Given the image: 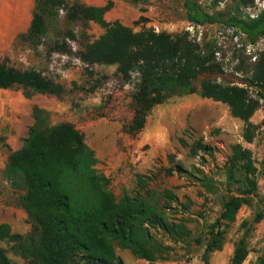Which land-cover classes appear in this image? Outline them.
Returning <instances> with one entry per match:
<instances>
[{
	"label": "trees",
	"instance_id": "16d2710c",
	"mask_svg": "<svg viewBox=\"0 0 264 264\" xmlns=\"http://www.w3.org/2000/svg\"><path fill=\"white\" fill-rule=\"evenodd\" d=\"M231 1L237 9L253 2ZM112 7V0L101 7L79 0H35L30 26L16 37L14 44L27 42L37 46L47 34L48 21L65 9L66 21H91L104 29L101 36L78 51L83 64L116 65L117 74L125 82L132 74L137 75L134 115L126 133L140 132L149 111L170 95L196 94L225 104L230 115L243 122V141L253 142L258 127L250 119L264 105V46L251 71L246 72L243 85L223 84L216 79L220 66L211 45L201 50L183 34H157L151 28L134 32L118 21L107 22L104 16ZM183 7L191 24H221L244 35L249 44L264 42V10L253 18H224L222 13H207L196 0H184ZM54 50L64 53L66 47L55 45ZM0 90H22L26 97L64 93L61 84L40 71L17 70L4 63H0ZM33 117L22 147L8 155L3 170L13 188L19 184L24 190L20 201L31 229L23 236L12 233L8 224H0V240L10 243V250L25 259L26 264H123L116 247L154 264L171 259L178 244L191 242L204 244L203 257L208 264V256L222 250L225 230L234 222L240 207L258 197L251 151L235 144L225 173L229 180L236 172L241 173L244 188L225 199L204 238H192L187 219L178 217L189 209V200L181 202L172 190L164 189L158 194L159 203L150 188L155 176L140 174L135 177V193L117 200L109 190L110 180L97 168L98 160L72 124L48 125L44 111L38 107L33 108ZM197 145L191 149L193 154L198 149L210 154L209 148ZM173 170L184 174L179 166L165 169V173L171 175ZM262 215L259 212L255 221ZM7 253L0 248V264H12ZM248 253L243 237L235 245L230 264H242ZM255 264H264V246Z\"/></svg>",
	"mask_w": 264,
	"mask_h": 264
},
{
	"label": "rangeland",
	"instance_id": "374dc122",
	"mask_svg": "<svg viewBox=\"0 0 264 264\" xmlns=\"http://www.w3.org/2000/svg\"><path fill=\"white\" fill-rule=\"evenodd\" d=\"M112 1L110 22L118 21L134 32L155 24L171 35L187 36L201 50L211 45L215 62L220 66L216 79L223 84L243 85L246 72L251 71L264 46L263 40L249 44L244 35L221 24L189 23L184 0ZM196 1L207 13H222L224 18L232 15L253 18L264 10V0H253L239 9L231 0ZM65 13L62 9L58 17L48 21L47 34L37 46L13 42L7 51L0 52V63L17 70H38L64 88L61 96L26 97L22 90H0L1 143L7 146L6 140L13 136L25 138L34 122L33 108L38 107L46 115V124L68 122L83 135L85 144L98 160L97 168L103 174L112 171L104 175L110 180L109 190L117 200L135 193L138 174L155 176L150 188L159 203L158 194L164 189L172 190L181 202L189 200V209L178 217L187 219L192 238H204L225 199L243 190L241 173L236 172L230 180L225 173L231 147L241 144L252 154L258 197L240 207L234 222L225 230L222 250L211 253L208 264H230L235 245L243 237L249 253L242 264H255L264 246V105L250 119L258 127L251 144L242 139L243 122L233 118L225 104L196 94L170 95L149 111L140 132L128 134L125 129L134 115L137 75L132 74L125 82L117 74L116 65L83 64L78 51L101 36L104 29L91 21H66ZM55 45L65 46L66 52H57ZM195 85L198 87L199 81ZM105 125L111 128L103 129ZM197 143L209 148L210 154L199 149L193 154L191 149L198 147ZM122 158L131 163L127 173ZM174 166L181 167L184 174L179 175L175 170L171 175L165 173V169ZM2 176L0 224H8L12 233L25 236L31 224L20 201L24 190L19 184L14 188L9 181L4 184ZM259 212L263 213L262 218L255 221ZM10 245L0 240V248L7 250L12 264H26L25 259L10 250ZM115 251L123 264H150L129 250L116 247ZM203 254L204 244H178L171 259L154 264H205Z\"/></svg>",
	"mask_w": 264,
	"mask_h": 264
},
{
	"label": "crops",
	"instance_id": "0c3cea01",
	"mask_svg": "<svg viewBox=\"0 0 264 264\" xmlns=\"http://www.w3.org/2000/svg\"><path fill=\"white\" fill-rule=\"evenodd\" d=\"M106 1L107 0H81V2L85 5L96 7L105 5ZM34 3L35 0H0V52L7 51L16 37L28 30L32 20ZM104 18L107 22L112 20V14L110 11L105 14ZM108 128L111 127L109 125H105L103 127V129ZM145 138L146 137L143 139L146 140ZM22 140L19 136L10 137L8 140H6L7 146H4L0 141V175H3V170L5 168L8 155L22 147ZM121 160H124V166L127 165L128 167L124 170L125 173H127L131 170V163L129 161L126 162V159L124 158ZM144 165L145 164L143 161V166ZM103 172L104 174H109L112 171L110 170L108 172ZM2 178L4 179L3 183L6 184L8 182L7 179L4 177V175Z\"/></svg>",
	"mask_w": 264,
	"mask_h": 264
},
{
	"label": "built area",
	"instance_id": "2783aa9c",
	"mask_svg": "<svg viewBox=\"0 0 264 264\" xmlns=\"http://www.w3.org/2000/svg\"><path fill=\"white\" fill-rule=\"evenodd\" d=\"M151 28H152V30H153L154 33H157L158 34V33L162 32V29L158 25H155L154 24V25H152Z\"/></svg>",
	"mask_w": 264,
	"mask_h": 264
}]
</instances>
